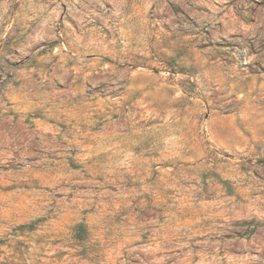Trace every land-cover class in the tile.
<instances>
[{
    "label": "rangeland",
    "instance_id": "obj_1",
    "mask_svg": "<svg viewBox=\"0 0 264 264\" xmlns=\"http://www.w3.org/2000/svg\"><path fill=\"white\" fill-rule=\"evenodd\" d=\"M0 264H264V0H0Z\"/></svg>",
    "mask_w": 264,
    "mask_h": 264
}]
</instances>
